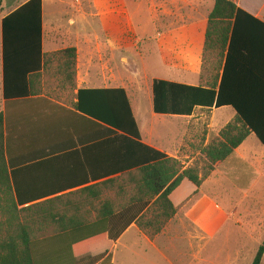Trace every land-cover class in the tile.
Segmentation results:
<instances>
[{
    "label": "trees",
    "instance_id": "trees-1",
    "mask_svg": "<svg viewBox=\"0 0 264 264\" xmlns=\"http://www.w3.org/2000/svg\"><path fill=\"white\" fill-rule=\"evenodd\" d=\"M1 30L6 101L46 94L45 77L55 78L58 88H76V49L43 51V0H29L8 14ZM263 54L264 21L232 1L216 0L204 60L213 56L221 64L225 59L219 89L154 80L156 114L191 116L199 106H230L238 114L189 168L142 141L125 89L78 91L74 110L103 129L81 149L61 143L26 154L30 147L6 136L0 113V264H111L113 242L132 224L155 239L178 214L170 196L185 179L200 188L214 165L232 156L250 134L264 145V128L248 99L251 89L259 92L264 85V74L251 72L264 62ZM233 69L249 73L245 96L231 86ZM69 135L50 134L57 141ZM47 138L41 134L40 141ZM253 264H264V242Z\"/></svg>",
    "mask_w": 264,
    "mask_h": 264
},
{
    "label": "crops",
    "instance_id": "crops-1",
    "mask_svg": "<svg viewBox=\"0 0 264 264\" xmlns=\"http://www.w3.org/2000/svg\"><path fill=\"white\" fill-rule=\"evenodd\" d=\"M49 1L57 6L58 11L56 14L51 13L53 19L49 22L47 30L46 0H43V51L53 53L68 48L76 49L75 89L69 86L66 89L58 88L55 78L45 77L42 88L46 94L6 101L1 30L0 113L5 116L6 136L14 137L19 146L30 147L29 152L24 151L26 154L45 152L61 143L74 149H81L86 145L88 137L97 138L103 132L101 127L89 125L73 108L77 102L78 91L83 89H125L142 141L169 157L179 159L184 168L193 167L197 160L201 161V148L206 147L223 128L236 121L238 114L230 106L221 108L199 106L191 116L162 115L152 111L148 113L149 120L143 129L141 116L139 117L138 111L134 108L130 90L122 85L128 81L113 64L112 53L116 39L118 42L123 39V42L127 43L128 34H131L130 15L121 11V8L115 5L117 3L109 5L106 10L90 14L84 10L82 0ZM229 1L264 21V0ZM206 2L207 0H177L178 23L174 33H171L168 27L167 7L157 11L162 15L161 21L166 23L159 36V49L167 58V62L169 53H176L175 62L169 63L176 67L179 76L178 80L159 78L154 80L195 87L217 85V90L219 89L225 59L221 64L213 56L207 61L204 60L208 20L216 0L213 8L207 9ZM4 17L0 21L1 28ZM88 17L99 18L101 38L91 34L89 28L81 23V20L86 21ZM122 18H128L129 21L123 25L124 34L121 29ZM71 37V43L66 44L64 40ZM240 63L241 61L234 62L233 66L240 67ZM252 68V74L260 72L264 74V62L260 67L256 64ZM247 80H250L247 70L233 69L231 86L239 91L240 96H245V88L250 86L245 85ZM153 82L150 90L153 88ZM255 89L249 91L248 99L254 101L251 106L254 110L253 115L264 128V85L259 92H255ZM218 113H222L223 116L221 122L216 123ZM165 118H172L178 122L182 127L180 132L173 135L165 126L164 130H161V135H156L155 123ZM205 122L208 123L206 127L203 126ZM58 130L60 133L63 130L71 132L72 136L69 135L67 139L61 141H57L58 138H51V131ZM41 134L43 137L48 136L47 140H44L45 143L40 141ZM35 136L38 138H34ZM32 140V144H29ZM170 140H173V143ZM200 175L202 176V173ZM170 199L179 211L165 230L151 240L132 224L113 242L109 253L111 264H118V261L119 264H248L243 244L239 239L231 238L237 236L236 229H242L250 222L256 228L264 225V145L255 134H250L232 156L214 165L213 172L200 188L185 179L171 194ZM254 212L261 213V218L251 216ZM135 229L137 231H133ZM220 234H224L223 239H217ZM127 235H130V239H125ZM234 240L236 250L229 245ZM218 244L223 246L219 247ZM67 255H71L69 251ZM103 261L98 264H102Z\"/></svg>",
    "mask_w": 264,
    "mask_h": 264
},
{
    "label": "rangeland",
    "instance_id": "rangeland-1",
    "mask_svg": "<svg viewBox=\"0 0 264 264\" xmlns=\"http://www.w3.org/2000/svg\"><path fill=\"white\" fill-rule=\"evenodd\" d=\"M29 0H0V21L1 18L10 14L17 8ZM84 1L83 8L86 12L92 14L97 13L113 3L121 8V11H125L130 15L131 22V34H128L127 43L115 41L113 48V64L116 69L121 71L122 77L127 79L125 85L129 88L132 102L136 111H138L140 122L143 129L145 123L148 122V113L153 111V93L150 87L154 79L165 80H178L179 72L174 65L170 63L175 62L176 53H169V62L167 58L159 49V36L162 34V28L165 29L166 23L161 21L162 15L157 11L167 7L169 10V17L167 19L168 27L171 33H174L177 28L178 21L176 20V12L178 9L177 0H82ZM91 1L97 2L96 4L90 3ZM112 2V3H110ZM214 0H207L206 8H213ZM194 8V7H193ZM58 8L55 4L46 0L45 14H46V29L48 30L49 22L53 19L51 13L56 14ZM75 12V10H72ZM99 18L92 17L87 20H81L83 25L89 28V31L94 36L97 35L101 38ZM128 18H122V34L125 33V27L123 25L128 24ZM163 29V31H164ZM73 37V36H72ZM71 38H66L64 42L66 44L71 43ZM0 41H1V23H0ZM144 118H143V116ZM222 113L217 114L216 123L221 122ZM207 122V121H206ZM205 122V123H206ZM203 124V122H201ZM208 123L203 126H207ZM167 127L169 132L173 135L177 134L181 130V125L172 118H165L158 120L155 123L156 135H161V130ZM173 143V140H170ZM240 215V214H239ZM257 216L261 218V213L254 212L251 216ZM239 218V216H238ZM255 220V218H254ZM250 222L249 225L243 226L242 229H236L237 236H232L231 239H239L243 244V250L245 251L248 259V264H252L259 247L264 242V225L261 228H256ZM133 231H137L136 229ZM131 235V234H130ZM130 235H127L125 239H130ZM133 235V234H132ZM224 234H220L217 239H223ZM233 250H236L235 240L229 244ZM217 246L221 247L222 244ZM119 264V261H118Z\"/></svg>",
    "mask_w": 264,
    "mask_h": 264
}]
</instances>
